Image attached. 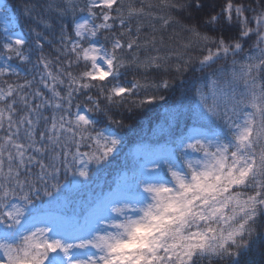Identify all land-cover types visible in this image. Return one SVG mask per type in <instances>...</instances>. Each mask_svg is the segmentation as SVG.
Returning a JSON list of instances; mask_svg holds the SVG:
<instances>
[{"label": "snow or ice", "instance_id": "6c2138e0", "mask_svg": "<svg viewBox=\"0 0 264 264\" xmlns=\"http://www.w3.org/2000/svg\"><path fill=\"white\" fill-rule=\"evenodd\" d=\"M20 7L26 29L0 28V264H264V0ZM156 105L168 148L62 211Z\"/></svg>", "mask_w": 264, "mask_h": 264}, {"label": "trees", "instance_id": "16d2710c", "mask_svg": "<svg viewBox=\"0 0 264 264\" xmlns=\"http://www.w3.org/2000/svg\"><path fill=\"white\" fill-rule=\"evenodd\" d=\"M8 5V14L14 18L13 24L18 30L26 29V20L21 17L23 0H3ZM179 90L175 95H179ZM165 95H168L167 93ZM165 106H152L138 116L129 119L121 130L124 143L117 154L98 171L86 186L64 192L59 207L69 216L80 214L88 203L102 195L106 196L110 188L132 179V169L136 160L149 152H162L169 146L170 130L166 124ZM68 177V180H71ZM64 183V179H61ZM46 199V198H45ZM257 259L259 256L257 255Z\"/></svg>", "mask_w": 264, "mask_h": 264}, {"label": "rangeland", "instance_id": "374dc122", "mask_svg": "<svg viewBox=\"0 0 264 264\" xmlns=\"http://www.w3.org/2000/svg\"><path fill=\"white\" fill-rule=\"evenodd\" d=\"M4 2V1H3ZM5 3V2H4ZM14 20V18L13 17H11L9 14H8V19L7 20H2V19H0V28H2V26H3V24H5V23H9V24H13V21ZM14 25V24H13Z\"/></svg>", "mask_w": 264, "mask_h": 264}]
</instances>
